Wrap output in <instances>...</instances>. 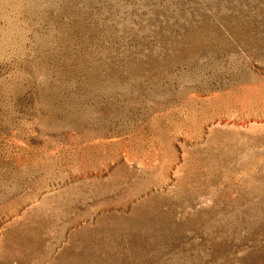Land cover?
<instances>
[{
    "label": "rangeland",
    "instance_id": "rangeland-1",
    "mask_svg": "<svg viewBox=\"0 0 264 264\" xmlns=\"http://www.w3.org/2000/svg\"><path fill=\"white\" fill-rule=\"evenodd\" d=\"M0 264H264V0H0Z\"/></svg>",
    "mask_w": 264,
    "mask_h": 264
}]
</instances>
